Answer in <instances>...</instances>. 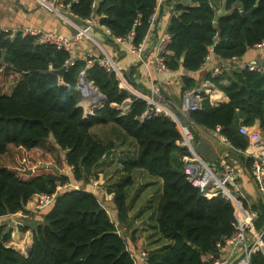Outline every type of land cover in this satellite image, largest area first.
<instances>
[{
    "label": "trees",
    "instance_id": "1",
    "mask_svg": "<svg viewBox=\"0 0 264 264\" xmlns=\"http://www.w3.org/2000/svg\"><path fill=\"white\" fill-rule=\"evenodd\" d=\"M93 2L65 0V5L79 20L95 16L113 39L133 31L136 45L152 31L151 17L159 5V0H97L95 6ZM255 5L256 0H177L168 27L173 37L168 66L197 71L211 51L230 60L264 43V0L251 18L243 13ZM222 8L227 14L219 16ZM71 57V52L40 44L35 37L18 34L13 38L0 29V264H140L120 232V227L131 225L128 187L132 177L109 189L114 193L117 218L86 187L98 177V165L118 147L122 135L131 138L136 151V157L124 163L125 170L143 169L162 178L156 224L169 244L147 251L145 264H211L219 259V244L235 230V209L223 194L207 197L188 180L183 157L190 152L181 144L177 123L164 112L141 121L149 107L146 99L121 87L116 73L98 62L88 66L87 60L77 58L69 65ZM65 65L63 74L55 71ZM82 71L105 96L104 106L87 115L80 104ZM134 73L135 68L131 83ZM228 74L210 78L228 95V102L218 103L203 94L200 108L179 117L187 125L219 128L234 152L245 155L249 139L240 133V126L260 121L264 131V71L239 68L232 71L228 84L222 83ZM183 82L184 91L197 86L187 76ZM127 99L133 104L124 111L121 106ZM110 123L116 126L113 139L101 140L92 132L94 125ZM194 128L197 151L207 161H216L213 148L199 144ZM247 164L251 169L249 157ZM73 181L82 186L62 189L43 208L42 222L20 227L19 239H13L14 228L2 218L26 212L32 196L53 193L59 185ZM248 205L258 214L255 229L264 230V201ZM263 241L254 247L250 264H264Z\"/></svg>",
    "mask_w": 264,
    "mask_h": 264
},
{
    "label": "crops",
    "instance_id": "2",
    "mask_svg": "<svg viewBox=\"0 0 264 264\" xmlns=\"http://www.w3.org/2000/svg\"><path fill=\"white\" fill-rule=\"evenodd\" d=\"M176 1L177 0H162L156 24L148 35L150 45L148 53L152 52L157 38L168 32L171 18L176 13ZM55 6L56 9L49 8L42 0H0V29L6 27L20 28L24 26H36L45 30L59 31L68 37H72L80 35V30L87 28L91 36L87 37L82 35L80 39L73 43L72 56L75 58H82L88 52L95 56H99L101 54L100 49L103 47L125 70L128 80L132 69L135 68L133 85L137 84L136 87L144 91L150 90L151 86L146 76L145 65L138 61L133 52L118 44L113 39V36L107 32L105 26L98 23L92 27H88L83 20H79L78 17L70 14V9L65 5V0H55ZM226 14L227 11L225 9L222 8L219 10V16ZM254 62L264 65V43L249 49L242 58L230 60H225L211 51L210 58L206 59L205 63L197 71H187L181 67L178 70L171 69L168 74H158L156 77L161 82L164 80L162 89L168 106L172 110L178 112L180 106L183 104L184 94L193 91L197 92L199 89L201 90V94H208L218 103L228 102V95L210 79L213 71L218 68L220 70L218 76L228 71L229 74L222 80V83L228 84L230 82L229 76L232 75L233 70L243 68L248 63ZM128 72L129 75L127 74ZM183 76L194 79L197 86L184 91ZM208 80L212 81L209 87L205 85ZM88 104L89 103L86 102V105ZM191 124H193L199 136V144L205 142V144L213 148L217 156L216 161H213V163L220 162L225 158L235 165L237 170V181L246 194L248 203L253 204L263 200L259 184L253 178L251 169L247 164V157L243 154L235 153L231 144L224 142L220 138L221 132L219 128L217 130H212L200 125H195L193 122L189 123V125ZM256 126L260 127L264 133L260 121H257ZM115 127L116 126L112 123L96 124L92 127V132L101 140L113 139V135L111 137L108 136L111 135L109 132L110 129L113 130ZM99 134H104L105 138H102V135ZM125 141L127 140L118 142V147L110 151V155L103 159L96 170L101 166L109 168V165L113 163L118 169V174L115 176L117 178V183L122 182L128 175L133 179L132 185L128 187V202L130 205L129 217L131 225L130 227L124 228L125 231L130 229V236H128L126 240L129 250L136 256L144 250L152 251L159 249L169 244V240H165L161 237L156 224L157 207L162 194V178L158 177V180H154L155 178L148 176L147 172L143 169H135L131 173H128L125 170L124 163L130 159L133 160L136 157V151L134 149L131 154L125 157L120 151L125 148V144H123ZM134 146L130 138V147L133 148ZM103 167L101 168L103 169ZM99 174L100 176L92 178L91 183L86 187L97 196H103L104 194L106 196L105 206L108 212L117 218V207L113 200L114 193L109 192V189L114 188L117 183L114 182L115 184H112L109 182L102 184L105 180L109 181L112 175L109 173V176L108 174L106 176L105 172H100ZM155 184H157L158 187L156 190L153 188ZM135 187L137 190H135ZM36 199L37 194L32 196L25 207L26 212H22L23 214L18 212L5 216L2 219L5 223H8L10 227L14 228L13 224L16 219H23L24 213H32L35 210ZM38 220V224L43 220L42 211L38 212L36 216L35 221ZM15 228L13 230V239L18 240L20 237V228ZM261 249L264 254V243L261 244ZM241 253L242 250L234 249L233 247H227L223 250L219 249V261L223 264L237 263L240 260ZM211 257L212 255H209L208 258Z\"/></svg>",
    "mask_w": 264,
    "mask_h": 264
},
{
    "label": "built area",
    "instance_id": "3",
    "mask_svg": "<svg viewBox=\"0 0 264 264\" xmlns=\"http://www.w3.org/2000/svg\"><path fill=\"white\" fill-rule=\"evenodd\" d=\"M42 1L49 8L56 9L55 0ZM96 2L97 0H94L93 6L96 5ZM161 3L162 0H159V5L158 7H156L155 13L151 17L152 27H154L156 24ZM69 6L70 5H68V7ZM70 14L77 17V15H75L72 11H70ZM83 21L88 27H92L99 23L96 17L93 15L87 19H84ZM106 29L107 32L111 34V31L108 28ZM1 30L8 32L13 38L18 34L22 36H32L35 37L37 42L40 44L55 45L56 47L65 49L69 52H72L73 43L80 39L82 35L87 37L91 36L87 28L81 29L80 35H75L72 37H68L59 31L45 30L36 26H24L20 28L6 27L2 28ZM133 37L134 32L131 31L125 37H114V40L121 46L133 52L136 55L138 61L145 65L146 76L148 81L150 82L151 87L149 91H144L141 89L139 90H141L145 94L144 99L148 101L149 106L154 107V113L164 112L166 114L167 110L165 106H168V104L162 89L164 80L161 82L159 79H157L156 76L158 74H168L171 70L167 63V56L171 52L170 45L173 42V37L169 32L160 35L157 38L151 53H148V49L150 47L148 36L145 37L143 42H141L139 45L133 44ZM100 50L101 54L99 56H95L92 53L88 52L82 57V59L88 61V66L93 65L95 62H98L108 71L115 72L120 79L121 87L127 89L124 85V82L126 81L125 70L118 64V62L112 57V55L107 52L106 49L102 47ZM209 58L210 54L206 59ZM76 59L77 58L72 56L71 59L68 60V64H73ZM244 67H249L250 69H255L261 72L264 71V65H260L255 62L248 63ZM219 73L220 70L218 68L215 69L212 73V77H217ZM81 75L85 77V71H82L80 76ZM211 84V80H208L205 83L207 87H209ZM203 98L204 96L203 94H201L200 89L197 90V92H187L184 94V101L180 106L179 111H173L178 114L180 112L187 116L191 111L200 108ZM129 108L130 106H126L123 108V110L126 111ZM182 124L183 125L179 128L183 135L181 144L187 146L190 152L189 155L183 157L185 162V173L188 180L195 186L199 187L207 197H213L219 194H223L232 202L235 209V230L231 236L226 238L224 243L219 244V249L223 250L227 247L240 249L242 250L240 260L234 264H250L254 247L256 245L260 246V242L263 241L262 235L264 230L260 231L262 232L260 235V232L255 229L254 221L257 218L258 214L256 210H253L248 205L249 203L247 201L246 194L237 181L236 167L232 162L228 161L225 158L218 163L209 162L204 159L203 156V159L200 158L194 150V148L196 147L193 142L192 127L189 124H184L183 122ZM239 131L241 134L246 135L249 139V146L245 151H243V153L247 157L252 159L251 173L253 178L259 184L264 201V133L262 132L260 127L256 126V124L252 126L243 124L240 126ZM220 138L224 142L230 144L228 138L225 135L221 134ZM68 186V184L59 185L57 187V190L53 193L37 194V209H43L49 206L57 198L60 191ZM22 212L23 211H20L19 213ZM30 215L32 217V213H24L23 219H16L14 221V226H17L19 228L25 226L26 224H24L23 221H25V219H27ZM147 256V251H142L139 255L135 256L136 262L145 264L147 261ZM211 264L223 263L219 261V259H217Z\"/></svg>",
    "mask_w": 264,
    "mask_h": 264
},
{
    "label": "rangeland",
    "instance_id": "4",
    "mask_svg": "<svg viewBox=\"0 0 264 264\" xmlns=\"http://www.w3.org/2000/svg\"><path fill=\"white\" fill-rule=\"evenodd\" d=\"M113 57V56H112ZM86 81H88L87 79H86ZM88 82H91V81H88ZM135 87V89H137L138 91H141V90H139V88L138 87H136V86H134ZM127 88V87H126ZM129 88V87H128ZM128 90V89H127ZM129 91V90H128ZM130 92V91H129ZM131 93V92H130ZM95 95V94H94ZM93 95V96H94ZM80 104L84 107V109H85V112L86 113H89V112H93L94 111V109H95V107H101V104H99V105H97V106H95V107H93V108H90V109H88V108H86L85 106H84V96H83V94L81 93V91H80ZM97 130H99V129H97ZM101 130V129H100ZM110 133H111V135H109L108 137H111L112 135H113V137H115L116 135L114 134V131L112 130V129H110V131H109ZM95 135V134H94ZM99 135H102V134H99ZM95 136H97V135H95ZM102 138H105V135L103 134L102 136H101ZM121 137V141L123 142L124 140H127V141H125L123 144H125V148H123V149H121L120 151L122 152V154H124V156L126 157L127 155H129V154H131L133 151H134V149H135V146L132 148V147H130V138L129 139H127V138H125L124 136H120ZM120 145H121V143H120ZM44 164H46L45 166H48V163H44ZM101 167H103V166H101ZM101 167H99V169L97 170V174H98V176H100V172H105V174H106V176H107V174H108V176H109V173H111V177L109 178V181H107V180H105V182H103L102 184H106V183H109V182H111L112 184H115V183H117V178L115 177L117 174H118V169H117V167H116V165H114L113 163L112 164H110L109 165V168H106V167H103V169L101 168ZM70 168V167H69ZM66 169V172H68V171H70V169ZM98 171H99V173H98ZM147 172V174H148V176H151L152 178H155L154 180H158L157 178V176H154V175H152V174H150L148 171H146ZM115 182V183H114ZM139 183H140V181H139ZM111 184V185H112ZM69 186H76V187H80V186H82V183L81 182H79V183H77V181H73L72 183H70V184H68ZM138 188V187H137ZM153 188L156 190L158 187H157V184H155L154 186H153ZM135 190H137L136 189V187H135ZM100 199H101V201L106 205V196L103 194V196H100ZM35 204H36V208H35V210L32 212V217H31V215L27 218V219H25V221H23L24 222V224H26V225H30V226H36L38 223H39V220L38 221H35L36 220V216H37V214H38V212H40V211H42L43 212V209H37V205H38V199H36L35 200ZM114 218H115V216L113 215V214H111ZM14 225V224H13ZM16 227V228H15ZM14 228L15 229H19V227H17V226H14ZM132 228V227H131ZM120 232H121V234L123 235V237L125 238V239H127L128 238V236H130V229H128V231L126 230L125 231V228L124 227H120ZM12 237H14L13 236V234H12Z\"/></svg>",
    "mask_w": 264,
    "mask_h": 264
},
{
    "label": "water",
    "instance_id": "5",
    "mask_svg": "<svg viewBox=\"0 0 264 264\" xmlns=\"http://www.w3.org/2000/svg\"><path fill=\"white\" fill-rule=\"evenodd\" d=\"M261 2V0H256V5H255V7L254 8H252V10H250V11H248V12H243L244 13V15L246 16V17H248V18H251L252 17V12L256 9V7L259 5V3ZM214 48V46H212V49ZM185 53L182 55V57H181V60L182 61H184L185 60ZM67 69V66L65 65V66H63L62 68H60V69H58V70H55L57 73H59V74H63L64 72H65V70ZM128 75H129V72L127 73ZM85 79V77L84 76H80L79 77V83H78V85H79V90L81 91V93H82V88H83V80ZM125 79H126V81L124 82V85L127 87V89L132 93V94H134L136 97H141V98H145V94L142 92V91H138L137 89H135V87H134V85L128 80V78H127V76H125ZM86 80V79H85ZM98 90H99V88L93 83V82H91ZM128 87H130V88H128ZM133 89V90H132ZM134 90H136V91H134ZM99 92L101 93V107H95V109L94 110H97V109H100V108H102L103 106H104V104H105V96L102 94V92L99 90ZM133 104V101L131 100V99H127L123 104H122V106H121V108L123 107H126V106H130L131 107V105ZM100 106V105H99ZM166 107V114L168 115V116H170L176 123H177V125H178V127L180 128L183 124H182V121L180 120V117H179V114H181L183 117L185 116L184 114H182V113H180L179 112V114L178 113H176V112H174L172 109H170L168 106H165ZM154 111H155V109H154V107L153 106H149L148 107V109L146 110V112H145V114L142 116V117H140V120L141 121H145L146 119H149L153 114H154ZM88 113H86V115H87ZM186 117V116H185ZM192 128H194L193 127V124H191L190 125ZM194 150H195V152H196V154L200 157V158H202L203 159V157H202V155H200L199 153H198V151L196 150V148H194ZM110 155V151L107 153V156H109ZM44 165H46V164H44ZM32 170H29V172H31ZM261 233L262 232H260V235H261ZM231 264H233V263H231Z\"/></svg>",
    "mask_w": 264,
    "mask_h": 264
},
{
    "label": "bare ground",
    "instance_id": "6",
    "mask_svg": "<svg viewBox=\"0 0 264 264\" xmlns=\"http://www.w3.org/2000/svg\"><path fill=\"white\" fill-rule=\"evenodd\" d=\"M82 83H83L82 94L84 96V106L86 108L90 109V108H93V107L99 105L101 103V101H100L101 100V93L99 92V90L91 82H88L85 79L83 80ZM134 91H136V90H134ZM86 102H88L89 104L86 105Z\"/></svg>",
    "mask_w": 264,
    "mask_h": 264
}]
</instances>
